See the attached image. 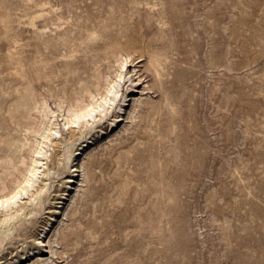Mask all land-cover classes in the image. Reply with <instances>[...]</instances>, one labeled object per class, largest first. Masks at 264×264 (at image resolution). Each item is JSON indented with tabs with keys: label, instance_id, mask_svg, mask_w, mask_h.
Listing matches in <instances>:
<instances>
[{
	"label": "rangeland",
	"instance_id": "374dc122",
	"mask_svg": "<svg viewBox=\"0 0 264 264\" xmlns=\"http://www.w3.org/2000/svg\"><path fill=\"white\" fill-rule=\"evenodd\" d=\"M41 2L36 26L51 30L28 23ZM118 52L141 58L127 66L131 78L143 74L122 91L138 96L152 83L150 103L112 144L103 145L125 120L78 157L99 178L93 201L89 192L76 204L93 226L53 263L264 264V0H0L2 91L16 69L35 68L33 93L66 106L79 84L112 75ZM10 256L2 264L24 261Z\"/></svg>",
	"mask_w": 264,
	"mask_h": 264
},
{
	"label": "bare ground",
	"instance_id": "6f19581e",
	"mask_svg": "<svg viewBox=\"0 0 264 264\" xmlns=\"http://www.w3.org/2000/svg\"><path fill=\"white\" fill-rule=\"evenodd\" d=\"M44 5L45 2H41L28 17V23L36 28L39 27L35 19L47 13ZM39 30L51 29L44 25ZM74 55L69 54L70 57ZM152 57H149V64L153 66V77L162 88V73L154 65ZM140 60L129 52H118L111 64L112 75L102 74L84 81L71 91L66 106H62L63 100L59 97L57 108L50 106L43 96L33 93L32 81L38 78V69L25 73L22 68L16 69L9 89H0V264L6 262L3 257L7 253L11 254L10 258L17 254L24 258V261L15 258L11 264H55L54 255L62 257L67 253L69 243L76 244L80 233L92 228L91 220L80 221L88 205L77 213L76 204L89 192L93 201V190L100 186L97 183L99 178L94 172L89 174L85 163L78 157L90 158L97 147H90L96 138L107 129H117L118 122L125 120L123 127L108 134L107 143H103L106 146L112 144L136 120L142 104L150 103L143 95L152 89V83L140 88L138 96H128L125 92L130 87L126 82H133L136 78L139 81L143 76L142 73L137 74L138 68L134 71L137 76L131 78L132 73L127 69L131 65L135 67ZM75 63L74 60H66L60 64L68 71H75ZM83 78L80 73L73 76L77 82ZM124 83L123 92L121 87ZM16 84L22 86L14 88ZM130 99L132 102L127 109L126 100ZM151 112L147 110L144 115L150 116ZM57 115L61 116V122L57 121ZM104 121L106 125L101 127ZM94 162L100 164L91 158L90 165ZM164 183L172 189L169 180H164ZM164 196L173 200L171 190H167ZM68 219L78 220L82 228L71 224L68 229ZM90 234L91 231H87V236ZM7 243H11L13 248L6 246ZM59 244L64 246L60 250L57 249ZM42 248L50 256L45 257L41 253ZM14 249L16 253L12 255Z\"/></svg>",
	"mask_w": 264,
	"mask_h": 264
}]
</instances>
